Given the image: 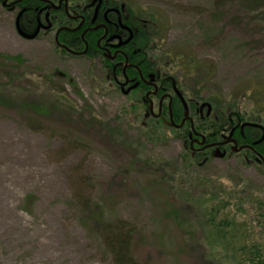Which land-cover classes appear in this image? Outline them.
I'll return each instance as SVG.
<instances>
[{
	"label": "rangeland",
	"instance_id": "obj_1",
	"mask_svg": "<svg viewBox=\"0 0 264 264\" xmlns=\"http://www.w3.org/2000/svg\"><path fill=\"white\" fill-rule=\"evenodd\" d=\"M216 1L129 0L163 18L153 52L173 56L165 70L188 96L210 95L264 119V23L240 0L222 11ZM0 52L25 61H0V264H115L94 226L96 205L105 222L136 227L130 250L138 264H228L231 252L214 245L208 220L183 195L224 201L219 216L245 230L236 249L264 253V168L234 154L186 168L178 135L149 140L132 98L108 87L98 66L23 39L1 4ZM55 97L62 110L35 113L33 103Z\"/></svg>",
	"mask_w": 264,
	"mask_h": 264
},
{
	"label": "flooded vegetation",
	"instance_id": "obj_2",
	"mask_svg": "<svg viewBox=\"0 0 264 264\" xmlns=\"http://www.w3.org/2000/svg\"><path fill=\"white\" fill-rule=\"evenodd\" d=\"M0 4L13 14L16 33L23 39L50 44L67 57L85 58L92 71L98 66L108 87L132 98L130 107L144 117V122L156 119L176 128L173 122L181 124L186 116L192 118L193 122L186 120L176 129H190L189 145L192 155L201 158L198 165L218 154H224L223 159L234 154L246 164L264 168L260 149L264 145V119L236 109L226 114L211 101L188 97L179 79L158 65L153 50L143 49L141 30L153 22L129 0H0ZM60 75L72 80L64 72ZM222 118L227 119L224 125ZM249 129L259 138L240 142L247 138ZM231 140L247 147L236 152Z\"/></svg>",
	"mask_w": 264,
	"mask_h": 264
},
{
	"label": "trees",
	"instance_id": "obj_3",
	"mask_svg": "<svg viewBox=\"0 0 264 264\" xmlns=\"http://www.w3.org/2000/svg\"><path fill=\"white\" fill-rule=\"evenodd\" d=\"M227 1H233V0H217L216 5L221 7V11H222V8ZM239 6L242 7L243 11L245 12L254 13L255 15L254 18L257 19L259 22L264 23V0H240ZM145 15L151 22H153V25L150 26L147 30L142 28L141 30L142 47L144 50L146 48H150L154 50L155 48H157V43H155V41H156V37L161 32V26L164 23L163 18H159L158 15L153 13H151L150 15L148 14ZM154 56L157 59L158 65L163 67H166L169 64L175 62L173 56L165 52L162 55H158L157 52L154 51ZM1 60H13L14 62H17V64H23L25 62L23 57L20 55H8L0 52V61ZM204 72L206 76L207 74H209L207 71ZM206 76L203 77L206 78ZM69 83L71 84L75 92L78 95H80V97H84L75 79L72 78V80L69 81ZM181 88L183 90V87ZM261 91L262 90L257 92L258 96L261 93ZM182 94L183 91H181L180 95L182 96L183 100L186 101L185 96ZM192 98H194V100L202 99V100L211 101L214 103V105L224 108L225 110L224 112L226 114H227V110L229 109L230 110L236 109L237 111V106L230 105L231 107H227L226 105H222L216 97L210 95H208L207 97H203L199 92H194ZM0 104H5V97L1 93H0ZM63 105L64 104L58 102V99H56L55 97V101H53L52 104L41 102L36 106L33 103L32 108L34 109L36 114L45 115L47 114V111L52 110L51 108L62 110L61 108H63ZM140 120H141L142 128L147 130L146 135L149 137V140L163 137L164 135L167 134L168 131H173L183 140L185 145L184 146L185 154L183 156L184 166L186 168H191V169L199 166L197 164V161H200L201 158L197 156L194 157L192 155L191 148L189 145V137H188V133L190 131L189 128L176 129L171 126L167 127L161 121H158L156 119H151L150 121L144 122L145 120L144 117H142V115L140 116ZM226 122L227 119L222 118L221 120L222 125L226 124ZM112 133L111 135H113ZM258 138H259V134H257L255 130L249 129L247 132V138H241L240 142L251 143L252 141L257 140ZM260 149L264 152V145L261 146ZM208 161L205 162L202 166L206 165ZM160 171L163 170L160 168ZM160 171L159 173L163 175V173ZM182 198L185 205L188 206L191 213H193L195 217L203 216L208 220L210 226L209 238H212V240L215 242L214 245L220 246L223 249L231 252L232 255L227 256L229 259L227 262L228 264H264V253H261L258 247L246 248L244 246L240 249L241 253L240 251H238V249H236V244L238 246L239 244L243 243L246 239V235L244 234L245 230L243 228V223L231 222L229 218H227V216L226 217L219 216L221 214L222 209L225 208L226 204L224 203V201H221L219 202V204H216L215 199L217 197L211 198L207 201L202 200L201 196L196 199H189L187 196L183 195ZM189 205H192V207H190ZM180 208L181 207H176V206L173 207L171 213L174 216H178L179 213L182 212ZM93 213L96 214V216L94 217L95 219L94 226L98 227L101 231H103V235L106 238L105 241L108 247L111 249L112 253L114 254L113 258L115 264H138L132 257L130 250L132 237H134L135 233L137 232L136 227L135 228L132 226L128 227V224H126V222L124 221H121V225L116 227L112 222H105V220H103L102 213L100 214L99 205L95 206V208L93 209ZM224 263L225 261L223 262V264Z\"/></svg>",
	"mask_w": 264,
	"mask_h": 264
},
{
	"label": "water",
	"instance_id": "obj_4",
	"mask_svg": "<svg viewBox=\"0 0 264 264\" xmlns=\"http://www.w3.org/2000/svg\"><path fill=\"white\" fill-rule=\"evenodd\" d=\"M133 87H135V86H132L126 93H129V91L131 90V89H133ZM205 104H208V103H205ZM191 120L192 121V118H190L189 116H186L184 119H183V121L181 122V124H175L174 122H173V125L176 127V128H180V127H182L183 125H184V123L186 122V120ZM193 122V121H192ZM193 130H194V132H196V130H195V128H194V126H193ZM205 139V138H204ZM232 142H234V151H236V152H238V151H240L241 149H243L244 147H247V146H241V147H239L238 146V143H237V141L236 140H231ZM257 143V142H256ZM249 147V146H248ZM217 156H219V157H223L224 156V154H218Z\"/></svg>",
	"mask_w": 264,
	"mask_h": 264
}]
</instances>
